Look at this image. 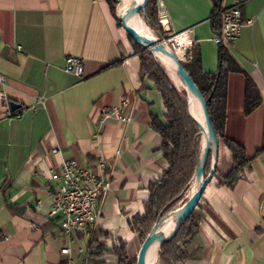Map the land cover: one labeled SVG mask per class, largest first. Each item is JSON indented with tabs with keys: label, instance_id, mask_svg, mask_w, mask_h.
<instances>
[{
	"label": "crops",
	"instance_id": "crops-1",
	"mask_svg": "<svg viewBox=\"0 0 264 264\" xmlns=\"http://www.w3.org/2000/svg\"><path fill=\"white\" fill-rule=\"evenodd\" d=\"M158 1L163 30L186 31L202 71L216 72L220 26L213 1ZM241 1L243 19L254 21L229 49L243 72L227 75L224 132L250 162L233 187L213 177L202 193L195 208L202 264H264V0ZM66 55L83 59V78L64 71ZM0 73L9 108L14 102L21 111L7 119L0 101V264H117L110 256L114 240L136 239L129 222L143 213L148 186L167 167L152 126L153 118L165 119L162 97L152 80L140 78L138 52L117 8L112 12L106 0H0ZM246 74L261 97L249 114ZM124 96L125 120H103L100 109L120 106ZM55 147L60 151L52 154ZM69 158L83 165L103 159L108 187L93 234L68 244L49 216L50 191L59 185L49 175ZM231 166L220 141L218 173ZM67 245L69 254H62Z\"/></svg>",
	"mask_w": 264,
	"mask_h": 264
},
{
	"label": "trees",
	"instance_id": "trees-1",
	"mask_svg": "<svg viewBox=\"0 0 264 264\" xmlns=\"http://www.w3.org/2000/svg\"><path fill=\"white\" fill-rule=\"evenodd\" d=\"M112 12H115L119 0H106ZM214 3V22L219 23L218 13L223 0H212ZM158 0H150L146 6L148 18L154 31L165 39L168 32L162 30L157 18ZM169 34V33H168ZM131 41L138 52L140 60V78L147 77L153 81L160 92L165 107L163 122L153 118L152 126L162 137L161 149L167 162L161 176L148 186V197L144 202L143 213L134 215L130 228L136 235L139 247L152 227L162 218L181 207L188 199L191 183L201 156V131L190 116L187 107L185 89H177L170 80L163 66L142 46L132 38ZM193 47V46H192ZM192 47L185 51L187 62L184 69L194 81L206 101L208 113L219 142H223L232 154V166L225 175L219 174L217 167L214 178L218 185L233 187L243 178L250 160L244 148L226 137L224 132L226 121L227 75L229 72H243L229 50L220 45L218 51V68L214 73L202 71L199 60L192 52ZM190 56V57H189ZM261 100L259 91L246 74L244 111L249 114ZM210 160L205 167V175L209 172ZM198 215L195 211L182 224L176 235L168 242L160 245L157 251L156 264H202L200 247L197 242ZM116 257L117 264H136V256L132 258L130 242L115 239L110 252Z\"/></svg>",
	"mask_w": 264,
	"mask_h": 264
},
{
	"label": "built area",
	"instance_id": "built-area-1",
	"mask_svg": "<svg viewBox=\"0 0 264 264\" xmlns=\"http://www.w3.org/2000/svg\"><path fill=\"white\" fill-rule=\"evenodd\" d=\"M241 0H233L231 5L224 7L218 13L220 17V29L215 40L228 50L240 36L242 27L251 26L254 19H243L241 13ZM157 13L159 22L163 26L162 5L158 1ZM171 36L186 35V31L169 34ZM169 43V42H168ZM188 47L186 48V50ZM185 50V51H186ZM64 71L76 77L83 78L84 61L76 55H66L64 58ZM187 61L185 60L184 63ZM5 76L0 73V84L5 83ZM0 101L5 105L4 116L7 119L18 117L20 110H11L8 106L7 97L0 91ZM126 96L121 98L120 106L102 107L100 113L102 119L115 116L117 119L125 120L121 109L128 105ZM44 97L39 96L36 103L42 104ZM60 149L55 147L52 154L59 153ZM49 178L58 181L59 185L50 191L51 205L49 216L56 217L61 235L66 238L67 243L76 236L90 237L95 229L98 213L97 202L101 195L107 191L106 162L98 159L94 165H83L73 158L61 162L58 170L50 171ZM260 209L264 214V195L260 200ZM62 254H69V246L60 249Z\"/></svg>",
	"mask_w": 264,
	"mask_h": 264
},
{
	"label": "water",
	"instance_id": "water-1",
	"mask_svg": "<svg viewBox=\"0 0 264 264\" xmlns=\"http://www.w3.org/2000/svg\"><path fill=\"white\" fill-rule=\"evenodd\" d=\"M149 1L150 0H140L139 2H133L132 4L135 6V9L130 15L135 14V13L139 14L142 16V19L146 21V6ZM119 19L121 21V25L126 30L128 36L132 38L137 44L142 46L144 50H148L154 56L152 49L154 47H159L164 53H166L172 58L176 66V73L178 77L180 78V80L182 81L185 87V91L187 93L188 112L190 116L194 119V121L196 122V124L198 125L202 133L205 134L201 156H200V159H199V162L196 168L195 176H194V179L197 180V186L193 190L192 194L188 197L186 202L181 207H179L177 210L173 211L172 213L162 218L159 222H157L152 227L151 231L146 236V238L143 240V242L141 243L138 249V252H137V256H136V264H146L145 256L151 244L154 241H157L158 247H160V245H162L163 243L170 241L176 235L179 228L189 218L193 210L198 205L199 200L202 196V193L204 192L206 186L211 182V180L214 177V173H215L216 166H217L219 140L216 136L214 127L212 125V121L208 113L207 104H206L205 99L203 98L199 89L195 85L194 81L185 71L184 69L185 63L178 59L175 51L167 47L166 40L158 38L157 36H156V39H152L148 36L142 37L136 31L134 27L129 25V29L126 28L122 18L119 17ZM190 94L195 96L199 103V107H200V111L202 115V121L204 122L205 126L202 125V122L199 119L193 117L192 114L190 113L189 97H188ZM9 105L12 110H15L19 107V105L14 102H10ZM209 160H210L209 172L205 175V167ZM171 214H174L176 224L174 228L168 234H165L164 232L161 231L160 225Z\"/></svg>",
	"mask_w": 264,
	"mask_h": 264
},
{
	"label": "bare ground",
	"instance_id": "bare-ground-1",
	"mask_svg": "<svg viewBox=\"0 0 264 264\" xmlns=\"http://www.w3.org/2000/svg\"><path fill=\"white\" fill-rule=\"evenodd\" d=\"M139 1L140 0H120L118 7H117L118 16L120 18H122V20L124 21L126 28L129 29V25H130V26L134 27L136 29V31L142 37L148 36L152 39H156V36H154L150 32V30L147 28V26L143 23L139 14L135 13V14L130 15L135 9V6L132 3L133 2H139ZM168 42L174 43L175 47H174L173 51H175L178 59L183 62L185 50H186L187 46L190 44V41L187 38V36L186 35L171 36L170 39L168 41H166L167 47L169 48ZM152 52H153L154 56L160 60L161 64L166 68V70L171 74V76H172L171 79L174 81V83H176L177 85H181V87H183L185 89L182 81L180 80V78L178 77V75L176 73V66H175V63L172 60V58L169 55H167L166 53H164L161 50V48H159V47H154L152 49ZM188 97H189L190 113L192 114L193 117L199 119L202 122V125L205 126L204 122L202 121V115H201L199 103H198L196 97L191 95V94ZM204 138H205V134L202 133V131H201V151H202ZM192 182H193V186L191 188L190 195L192 194L193 190L197 186V180L196 179H193ZM175 224H176L175 216H174V214H171L161 223L160 229L165 234H168L174 228ZM158 249H159L158 242L154 241L151 244V246L149 247V249L147 250V253L145 256V263L146 264H152V262L156 258V254H157Z\"/></svg>",
	"mask_w": 264,
	"mask_h": 264
},
{
	"label": "rangeland",
	"instance_id": "rangeland-1",
	"mask_svg": "<svg viewBox=\"0 0 264 264\" xmlns=\"http://www.w3.org/2000/svg\"><path fill=\"white\" fill-rule=\"evenodd\" d=\"M117 7H118V5H117ZM116 7V8H117ZM157 8H158V5H157ZM157 8H156V18H157V20H158V22H159V17H158V13H157ZM140 17H141V19H142V16L140 15ZM142 21H143V23L147 26V28L150 30V32L154 35V36H157L158 38H160V36H158L157 35V33L154 31V29L152 28V26H151V23H150V20H149V18H148V14H147V9H146V21H144V19H142ZM148 23V24H147ZM159 24H160V22H159ZM150 26V28H149V26ZM160 26H161V28H162V30H163V27H162V25L160 24ZM164 31V30H163ZM165 32H167V31H165ZM167 36L165 37V40H167L168 38H169V34L167 33L166 34ZM168 46H169V48L170 49H172V50H174V47H175V45H174V43L173 42H170V43H168ZM160 64H161V62H160V60L158 59V58H156L155 56H153ZM185 60L187 61V57H186V55H184V58H183V62H185ZM162 65V64H161ZM163 66V65H162ZM163 68H164V70L166 71V73H167V75L169 76V78H170V80L173 82V84L177 87V89H179V90H181V89H183L182 87H181V85H177L176 83H174V81L171 79L172 78V76H171V74L166 70V68L163 66ZM187 94V93H186ZM192 186H193V182L191 183V186H190V191H191V188H192ZM189 191V195H190V192ZM189 197V196H188ZM138 249H139V242L137 241V239H134L131 243H130V253H131V255H132V258H134L135 257V255L137 254V252H138ZM156 260H157V254H156V258H155V260L152 262V264H156Z\"/></svg>",
	"mask_w": 264,
	"mask_h": 264
}]
</instances>
